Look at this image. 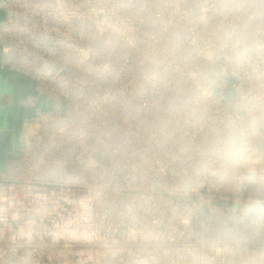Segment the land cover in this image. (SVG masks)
Instances as JSON below:
<instances>
[{"label": "built area", "instance_id": "built-area-1", "mask_svg": "<svg viewBox=\"0 0 264 264\" xmlns=\"http://www.w3.org/2000/svg\"><path fill=\"white\" fill-rule=\"evenodd\" d=\"M0 66L33 81L30 139L0 170V264H251L228 231L264 179V0H0ZM242 41L247 60L237 65ZM262 131L225 180L202 146Z\"/></svg>", "mask_w": 264, "mask_h": 264}, {"label": "clouds", "instance_id": "clouds-1", "mask_svg": "<svg viewBox=\"0 0 264 264\" xmlns=\"http://www.w3.org/2000/svg\"><path fill=\"white\" fill-rule=\"evenodd\" d=\"M248 55L245 44L237 41L232 61L240 65L247 60ZM261 131L262 125L254 116H241L230 121L215 139L200 149L195 161L196 175H210L217 180H225ZM253 185L251 194L230 213L226 230H239L241 233L264 230V179L254 180ZM251 264H264V253L253 257Z\"/></svg>", "mask_w": 264, "mask_h": 264}, {"label": "water", "instance_id": "water-1", "mask_svg": "<svg viewBox=\"0 0 264 264\" xmlns=\"http://www.w3.org/2000/svg\"><path fill=\"white\" fill-rule=\"evenodd\" d=\"M5 16V11L0 9V20ZM1 50V47H0ZM0 91L12 95L11 102L5 103L0 108V129L9 132L5 140L11 149L6 158L16 157L19 153L20 141L30 139L36 132V127L30 123V118L35 115V110L45 111L50 109L51 102L44 95H38L33 106H23L19 100L32 93L33 81L26 76L0 66Z\"/></svg>", "mask_w": 264, "mask_h": 264}, {"label": "rangeland", "instance_id": "rangeland-1", "mask_svg": "<svg viewBox=\"0 0 264 264\" xmlns=\"http://www.w3.org/2000/svg\"><path fill=\"white\" fill-rule=\"evenodd\" d=\"M12 95L3 93L0 91V108L7 102H11ZM1 114H0V121H1ZM9 132L6 130L0 129V170L5 164L6 161V154L10 151L11 146L8 141L5 140V137H8Z\"/></svg>", "mask_w": 264, "mask_h": 264}]
</instances>
